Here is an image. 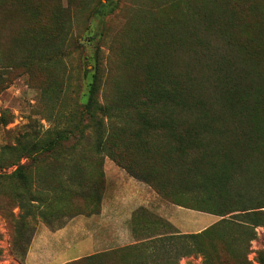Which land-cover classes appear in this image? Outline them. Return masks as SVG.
Listing matches in <instances>:
<instances>
[{
	"label": "trees",
	"instance_id": "obj_1",
	"mask_svg": "<svg viewBox=\"0 0 264 264\" xmlns=\"http://www.w3.org/2000/svg\"><path fill=\"white\" fill-rule=\"evenodd\" d=\"M117 6L96 1L89 25ZM70 20L59 0H0V70L28 75L52 124L0 145L21 218L98 212L106 156L162 199L190 191L192 208L221 218L162 233L169 222L140 207L134 243L62 264H177L194 252L210 264L219 246L237 259L264 226V0H134L104 57L69 39Z\"/></svg>",
	"mask_w": 264,
	"mask_h": 264
},
{
	"label": "rangeland",
	"instance_id": "obj_2",
	"mask_svg": "<svg viewBox=\"0 0 264 264\" xmlns=\"http://www.w3.org/2000/svg\"><path fill=\"white\" fill-rule=\"evenodd\" d=\"M96 1L106 3L107 0H59V3L64 8L68 7L70 14L71 20L66 28L69 39L75 40V42H83L85 50H87L86 53H88L89 48L99 45L103 50L104 57L107 53L106 45L110 42L113 31L118 29L124 21L127 6L133 4L134 0H109L111 2L117 1V8L103 18L93 17L89 25L87 16ZM83 3H86L85 9ZM50 6L51 4L48 2L47 8ZM89 30L95 35L92 42L86 40L90 34ZM106 33L108 35L104 37ZM101 34L103 36L100 39ZM78 58L77 54L73 53L67 62L75 65ZM37 98V87L30 83L26 73L18 69H11L10 72L0 70V145L15 144V138L29 130L31 125H34L40 132L52 125L43 117ZM105 160L114 163L106 156L103 158V162ZM26 161L25 158L21 159L22 163ZM39 164L41 166L42 162ZM13 168L14 166L3 169L4 175L0 177V264H55L60 260L73 257L79 249L83 252L90 251L88 245L81 248H77V245L72 247L74 241L72 235L70 238L65 235L64 239L59 237L53 241L45 233L46 229L51 231L60 229L69 222L73 226H77L83 221V218L78 217V215L85 214L51 216L46 219L47 222L37 213L26 215L24 219L21 218L19 200L13 195L11 189L10 181L12 179L6 177ZM125 173L127 172L125 171ZM186 183L188 184L184 180L179 188L185 190L184 184ZM163 200L171 206L167 215L162 216L158 212H151L146 209L151 218L157 217L169 222L170 225L156 226V229L162 233L170 231L177 234L197 233L221 218L218 215L192 208L196 207V203H194L190 191ZM22 220L23 224L21 223ZM212 220L214 221L209 224ZM254 230L255 235L251 240L242 241L243 243L246 241V243L243 245L244 248L240 249V253L237 254V259H232V254H227L220 246L215 248V254L211 251L212 249H208L207 255L210 257V264H260L259 253L264 252V226L258 225ZM125 245L129 244L123 241L118 247ZM92 249L95 251L99 249L97 252L103 251V248L93 247ZM262 254L264 255V253ZM203 262L204 255L200 252L180 256L177 260V264H203Z\"/></svg>",
	"mask_w": 264,
	"mask_h": 264
},
{
	"label": "crops",
	"instance_id": "obj_3",
	"mask_svg": "<svg viewBox=\"0 0 264 264\" xmlns=\"http://www.w3.org/2000/svg\"><path fill=\"white\" fill-rule=\"evenodd\" d=\"M103 172L105 189L99 211L90 215H78L83 218V221L77 226L69 222L60 229L45 230L46 235L53 241L59 237L64 239L65 235L69 238L73 236L72 247L77 245V248H81L88 245L91 250L83 252L79 249L73 257L60 260L55 264H62L99 250L95 251L93 247L107 250L120 246L123 241L126 244L134 243L131 218L135 210L140 207L151 212H158L162 216L167 215L168 210H171L170 204L164 201L148 184L128 175L110 160L103 162Z\"/></svg>",
	"mask_w": 264,
	"mask_h": 264
}]
</instances>
